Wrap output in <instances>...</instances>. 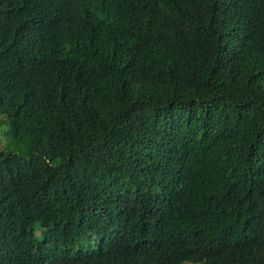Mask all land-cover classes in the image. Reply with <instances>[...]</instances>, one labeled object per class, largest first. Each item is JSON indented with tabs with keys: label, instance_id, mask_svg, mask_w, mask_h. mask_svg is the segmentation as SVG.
Instances as JSON below:
<instances>
[{
	"label": "trees",
	"instance_id": "obj_1",
	"mask_svg": "<svg viewBox=\"0 0 264 264\" xmlns=\"http://www.w3.org/2000/svg\"><path fill=\"white\" fill-rule=\"evenodd\" d=\"M0 264H264V0H0Z\"/></svg>",
	"mask_w": 264,
	"mask_h": 264
}]
</instances>
